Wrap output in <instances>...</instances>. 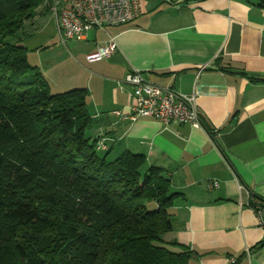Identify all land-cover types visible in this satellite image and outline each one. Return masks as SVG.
<instances>
[{
  "label": "crops",
  "instance_id": "0c3cea01",
  "mask_svg": "<svg viewBox=\"0 0 264 264\" xmlns=\"http://www.w3.org/2000/svg\"><path fill=\"white\" fill-rule=\"evenodd\" d=\"M141 3L133 22L92 29L70 49L82 71L74 82L88 90L89 133L113 152L143 154L165 169L181 194L170 239L179 243L174 250L195 252L191 264H264V232L252 207L264 198L263 0ZM110 36L118 51L89 63ZM133 71L196 94L201 125L117 117L114 111H128L133 87L125 79Z\"/></svg>",
  "mask_w": 264,
  "mask_h": 264
},
{
  "label": "trees",
  "instance_id": "16d2710c",
  "mask_svg": "<svg viewBox=\"0 0 264 264\" xmlns=\"http://www.w3.org/2000/svg\"><path fill=\"white\" fill-rule=\"evenodd\" d=\"M48 1L0 0V264H191L165 169L109 150L88 90L54 94L30 63L18 37Z\"/></svg>",
  "mask_w": 264,
  "mask_h": 264
},
{
  "label": "built area",
  "instance_id": "2783aa9c",
  "mask_svg": "<svg viewBox=\"0 0 264 264\" xmlns=\"http://www.w3.org/2000/svg\"><path fill=\"white\" fill-rule=\"evenodd\" d=\"M46 7L56 20L64 44L70 40H85L92 29L106 30L129 24L143 13L141 0H49ZM117 51L116 38L110 36L97 51L87 55V61L101 62ZM125 83L133 87V93L128 111H114L120 119L135 122L139 118L148 117L164 125H201L196 94L184 95L171 88L160 87L146 79L140 71L130 72ZM254 203L256 205L252 207L264 232V201L258 198ZM236 263V259L230 260V264Z\"/></svg>",
  "mask_w": 264,
  "mask_h": 264
},
{
  "label": "rangeland",
  "instance_id": "374dc122",
  "mask_svg": "<svg viewBox=\"0 0 264 264\" xmlns=\"http://www.w3.org/2000/svg\"><path fill=\"white\" fill-rule=\"evenodd\" d=\"M55 21L50 13L38 14L26 24L18 37L22 38L20 43L28 48L30 63L39 66L49 78L54 94L78 88L80 85L74 82V77L82 73L75 68L79 64L70 58V49L80 41L70 40L67 45L62 44Z\"/></svg>",
  "mask_w": 264,
  "mask_h": 264
}]
</instances>
